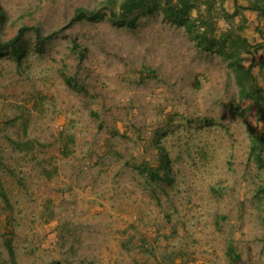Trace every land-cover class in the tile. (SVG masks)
<instances>
[{
    "label": "rangeland",
    "instance_id": "rangeland-1",
    "mask_svg": "<svg viewBox=\"0 0 264 264\" xmlns=\"http://www.w3.org/2000/svg\"><path fill=\"white\" fill-rule=\"evenodd\" d=\"M101 1L0 0V38L26 27L24 58L0 55L3 258L12 248L18 264H264V174L230 110L226 61L160 10L134 29L71 21L76 7ZM249 3L222 5L237 8L232 24L252 45L246 66L264 59L263 21ZM217 19L219 33L228 22ZM35 26L53 33L41 50ZM254 73L264 87V71ZM5 137L34 148L14 152ZM163 159L171 183L138 172Z\"/></svg>",
    "mask_w": 264,
    "mask_h": 264
},
{
    "label": "trees",
    "instance_id": "trees-1",
    "mask_svg": "<svg viewBox=\"0 0 264 264\" xmlns=\"http://www.w3.org/2000/svg\"><path fill=\"white\" fill-rule=\"evenodd\" d=\"M225 0H102L95 9L76 7L71 17L72 22L89 20L99 21L107 18L114 26L134 29L137 27L140 18L147 14L161 11L164 18L172 23L182 26L190 39L195 42L196 47L203 52H212L219 55L226 61L227 68L233 76L237 95L235 101L231 103L230 110L236 114L245 124L250 138L249 157L256 164L258 169L264 174V129L257 131V125L264 121V87L258 85L254 73L255 66L264 71V59L256 63L254 56L247 66L243 64L244 55L252 53V45L241 32L238 26L235 28L232 20L238 16L237 8L232 13H227L223 8ZM250 10L256 11L264 25V0H249ZM263 2V3H262ZM219 4L221 14L217 12L216 5ZM237 7V6H236ZM224 16L227 27L217 32V18ZM243 18V17H242ZM245 19H242V22ZM5 17L0 9V32L3 30L2 24ZM26 27L19 29L15 35L3 41L0 38V55L10 54L20 62L25 54L26 48L22 40ZM35 34L38 50H41L46 40L50 39L53 33L43 37L38 26L32 27ZM241 30V29H240ZM264 46V44H263ZM67 80V79H66ZM69 80V79H68ZM69 82V81H68ZM264 85V84H263ZM26 126L23 127V130ZM1 130V128H0ZM12 144L14 152H27L34 148L33 141H14L5 137ZM71 143L73 140L71 139ZM0 146V168L4 165ZM63 154H69L68 146L63 145ZM164 160L157 167H152L148 163L141 164L137 169L140 174L153 181H163L171 183L169 172L164 167ZM125 163H129L124 159ZM164 167V173L160 170ZM264 194V184L258 188ZM0 197L4 204L8 206L9 198L5 191H0ZM264 221V208H263ZM228 257L237 260L239 256L235 253L233 243L228 242ZM0 264H18L12 248H8V259L3 258L0 251ZM45 264H59L57 260L49 261Z\"/></svg>",
    "mask_w": 264,
    "mask_h": 264
}]
</instances>
